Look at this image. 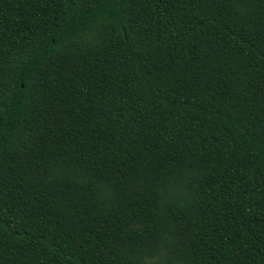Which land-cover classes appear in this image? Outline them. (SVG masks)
I'll use <instances>...</instances> for the list:
<instances>
[{
  "label": "trees",
  "instance_id": "16d2710c",
  "mask_svg": "<svg viewBox=\"0 0 264 264\" xmlns=\"http://www.w3.org/2000/svg\"><path fill=\"white\" fill-rule=\"evenodd\" d=\"M0 264H264V0H0Z\"/></svg>",
  "mask_w": 264,
  "mask_h": 264
}]
</instances>
